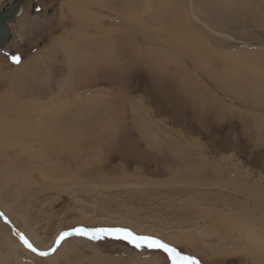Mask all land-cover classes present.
I'll list each match as a JSON object with an SVG mask.
<instances>
[{
  "label": "rangeland",
  "instance_id": "obj_1",
  "mask_svg": "<svg viewBox=\"0 0 264 264\" xmlns=\"http://www.w3.org/2000/svg\"><path fill=\"white\" fill-rule=\"evenodd\" d=\"M144 1L27 0L11 25L0 71L32 62L21 82L0 78V134L32 146L42 131L52 148L0 149V264H17L14 243L26 264H172L75 228L127 229L198 264H264L247 248L264 240V20L247 0ZM54 103L74 117L35 128L37 104Z\"/></svg>",
  "mask_w": 264,
  "mask_h": 264
},
{
  "label": "bare ground",
  "instance_id": "obj_2",
  "mask_svg": "<svg viewBox=\"0 0 264 264\" xmlns=\"http://www.w3.org/2000/svg\"><path fill=\"white\" fill-rule=\"evenodd\" d=\"M151 1H153V0H150V3H151ZM218 1V0H217ZM230 1V0H229ZM228 1V2H229ZM236 0H231L230 1V3L231 4H233V2H235ZM142 2V1H141ZM144 2H146V0L144 1ZM165 2H167L166 0H165ZM213 2H215V3H217L216 1H213ZM225 2V1H224ZM247 2L249 3V5H245V6H243L242 8H243V13L245 14V16H251V17H253L255 20H257L256 19V17L257 18H259V19H261V21H263L264 20V0H247ZM147 3V2H146ZM221 3H223V2H221ZM149 4V3H148ZM150 5V4H149ZM148 5V6H149ZM220 5V4H219ZM224 5H225V3H224ZM223 5V6H224ZM146 7V6H145ZM245 7H248V8H246V9H244ZM223 9V8H222ZM226 10V9H225ZM231 10V9H230ZM232 12V11H231ZM21 14H22V12H20L19 13V16L18 17H20L21 16ZM252 14H254V15H252ZM82 15H85V14H82L81 13V16ZM87 18V17H86ZM249 19V18H248ZM175 24L177 25V26H180V24H181V22H179L178 20H175ZM55 26V25H54ZM175 26V25H174ZM85 34V33H84ZM130 35V34H129ZM84 36V35H83ZM88 36V35H87ZM132 37V36H131ZM85 38V37H84ZM87 38V37H86ZM88 39V38H87ZM87 39H86V41H87ZM119 40V39H118ZM116 41V40H115ZM83 43H85L84 41H83ZM87 43H89V42H87ZM87 44H85V46H86ZM89 45H91V44H89ZM93 45V44H92ZM97 46H98V44H96ZM110 45H111V43H110ZM113 45V44H112ZM111 45V46H112ZM64 46V45H63ZM72 46V45H71ZM94 46H95V44H94ZM132 46V45H131ZM112 47H115L114 45L112 46ZM69 49H70V47H69ZM112 49V48H111ZM132 49H134V48H132ZM70 50H74L73 49V47L70 49ZM114 50V49H113ZM198 50H199V48H198ZM132 51V50H131ZM159 51V50H158ZM143 53V52H142ZM154 53V52H153ZM162 54V53H161ZM110 56H111V54H110ZM148 56V55H147ZM108 57V56H107ZM37 58H40V57H34V58H32L33 59V61L34 60H36ZM68 59H73V56L71 55V53L69 54V56L67 57ZM164 58H166V56H164ZM168 58V57H167ZM237 58V57H236ZM132 59V58H131ZM207 60V59H206ZM181 61V60H180ZM183 61V60H182ZM201 61V60H200ZM32 61L31 60H29L27 63H22L21 64V66L20 67H18V68H16L15 69V71H9V73H8V75H6L5 73H4V71L5 70H3V71H0V78H7V76H8V79H10L11 81L10 82H13V81H22V78H23V73L25 72V70H26V68L28 67L27 66V64H29V63H31ZM204 62V61H203ZM4 63V62H3ZM206 63V62H205ZM6 64V63H5ZM176 64V63H175ZM203 64V63H202ZM177 65V64H176ZM206 65H208V64H206ZM1 67V66H0ZM206 67V66H205ZM207 68V67H206ZM209 69V68H208ZM92 70V69H91ZM6 72V71H5ZM244 82L245 83H247L248 82V80L247 79H245L244 80ZM2 85V84H1ZM1 85H0V87H1ZM7 85V84H6ZM244 88L245 87H247L246 85H244L243 86ZM248 94V93H247ZM256 94H258L257 92H256ZM52 98V97H51ZM50 98V99H51ZM256 98H258V97H256ZM89 102V101H88ZM41 104H37V107H38V110H39V115H38V121H37V123H38V125L35 127V128H39V127H43V126H45V125H49V124H52L53 122H58L59 123V125H60V127L61 128H64V127H62V125H61V121H63V120H61V118L63 117V116H65V115H67V116H69V117H74V114H72L69 110H61L60 112H57V110H56V105H55V103L53 104V106H51V107H47V108H45V109H42L41 108ZM86 106V105H85ZM30 108H33V109H35L34 107H30ZM87 108H88V106H87ZM86 108V109H87ZM36 110V109H35ZM81 110V109H80ZM25 112V114H26V111H24ZM26 118H25V120H27V114H26V116H25ZM24 120V121H25ZM35 120H30V122H34ZM22 123V122H21ZM24 125V124H23ZM26 125L28 126V122L26 121ZM81 125H84V126H78V127H76V130H71L70 128H69V130L67 131L68 133H65V134H63V135H65V139L68 141V143L70 144V143H72V144H79V143H81V139L83 138L84 139V137L86 136V134H87V130H89L88 128H86V126H85V124H84V122L81 124ZM44 128V127H43ZM33 131V130H32ZM77 132V133H76ZM12 133V134H11ZM14 129L12 128V129H10L9 130V133L8 134H0V149H10V148H15V147H19V146H23V149H24V151H27V152H29V153H31L34 157H37V158H39V159H41V158H43L44 156H46L47 154H48V152H47V150L51 147L52 148V145L48 142V141H46V139H45V137H44V134H43V132L42 131H38V132H36V136H32V143H33V145L32 146H24L26 143L24 142V141H22V140H19V141H17V142H15V141H13L12 140V138L14 137ZM16 134H18V135H20V136H23V134H21V133H16ZM116 139V138H115ZM65 140V141H66ZM66 141V142H67ZM36 145H38V147H39V152L37 153L36 151H35V146ZM26 152V153H27ZM23 155L21 154V157H22ZM26 156L27 157H29L28 156V154H26ZM21 165V164H20ZM21 168V167H20ZM24 168H26V165H24ZM0 174H1V172H0ZM44 175V174H43ZM85 185V184H84ZM100 188V187H99ZM105 219V218H104ZM132 228H134L133 226H132ZM58 231V230H57ZM60 231V230H59ZM145 231H147V230H145ZM144 231V232H145ZM148 232H149V230H148ZM171 236V235H170ZM175 238H177V237H175ZM179 238V237H178ZM173 239V238H172ZM75 241H77V240H75ZM173 241H175V239H173ZM44 244V243H43ZM67 244H65V246H66ZM44 247L46 248V247H48V244H45L44 245ZM21 246L19 245V243H14L10 248H9V252L14 256V258L16 259V262H17V264H26V262L24 261V258H22V254H21ZM247 248H248V250L250 251V252H254V253H261V254H263L264 253V240H260V239H257L255 242H254V245H250V246H247ZM253 254V253H252Z\"/></svg>",
  "mask_w": 264,
  "mask_h": 264
},
{
  "label": "snow or ice",
  "instance_id": "obj_3",
  "mask_svg": "<svg viewBox=\"0 0 264 264\" xmlns=\"http://www.w3.org/2000/svg\"><path fill=\"white\" fill-rule=\"evenodd\" d=\"M14 62L19 63L20 58L18 56L13 57ZM2 215V214H0ZM73 232L77 235H91L92 239H99L101 234L104 235H113L117 238H122L127 240L129 243L134 244L137 248L141 247L143 243H146L148 247L161 248L172 259V264H198L194 258L189 256L181 255L175 248L170 247L169 245L162 243L159 240L153 239L151 237L146 236H137L132 233L130 230L122 229V228H98V229H85V228H75ZM72 232L62 233L60 236V240H63L66 236L72 235ZM21 239L24 244L31 248L33 251L36 249L32 246V244L21 235ZM59 243V240L57 241ZM41 255H47V253H40Z\"/></svg>",
  "mask_w": 264,
  "mask_h": 264
},
{
  "label": "water",
  "instance_id": "obj_4",
  "mask_svg": "<svg viewBox=\"0 0 264 264\" xmlns=\"http://www.w3.org/2000/svg\"><path fill=\"white\" fill-rule=\"evenodd\" d=\"M27 0H10L0 11V53L5 54V48L11 40V25L16 22L19 13ZM111 236V235H110ZM113 236V235H112Z\"/></svg>",
  "mask_w": 264,
  "mask_h": 264
}]
</instances>
